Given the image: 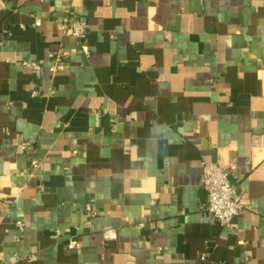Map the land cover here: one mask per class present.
I'll list each match as a JSON object with an SVG mask.
<instances>
[{
	"label": "crops",
	"instance_id": "0c3cea01",
	"mask_svg": "<svg viewBox=\"0 0 264 264\" xmlns=\"http://www.w3.org/2000/svg\"><path fill=\"white\" fill-rule=\"evenodd\" d=\"M66 11L84 40L61 34ZM202 161L245 191L229 227L202 209ZM0 251L3 264H264V0H6Z\"/></svg>",
	"mask_w": 264,
	"mask_h": 264
},
{
	"label": "built area",
	"instance_id": "2783aa9c",
	"mask_svg": "<svg viewBox=\"0 0 264 264\" xmlns=\"http://www.w3.org/2000/svg\"><path fill=\"white\" fill-rule=\"evenodd\" d=\"M6 0H0V10L5 9ZM39 23V21H37ZM89 25L86 21L76 19L70 11H66V14L60 21V31L62 35L71 36L78 40H84L87 36ZM82 51L85 55H90V48L87 44L83 43ZM53 64L50 65V73L57 71L58 65L62 61L63 57L59 53L52 55ZM35 66V64H32ZM34 95L37 92L33 93ZM202 178L201 186L207 193V203L202 209L214 220L223 226H231L234 218L246 206L245 191L243 189L238 190L237 186L230 179V172L228 169L222 167L215 161H202ZM34 166H37L36 161L33 162ZM85 210L91 217H95L97 214L90 204L85 206ZM16 226L20 231H23L25 224L23 221H17ZM102 240L107 242L116 238L115 229L108 228L102 231ZM59 236L57 231L55 238ZM68 247L72 249H79L80 244L74 239L68 241ZM0 264H3V254L0 251Z\"/></svg>",
	"mask_w": 264,
	"mask_h": 264
}]
</instances>
